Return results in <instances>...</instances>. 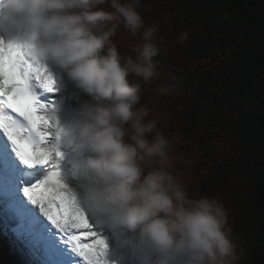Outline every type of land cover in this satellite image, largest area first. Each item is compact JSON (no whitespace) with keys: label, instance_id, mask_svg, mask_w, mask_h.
Instances as JSON below:
<instances>
[{"label":"clouds","instance_id":"clouds-1","mask_svg":"<svg viewBox=\"0 0 264 264\" xmlns=\"http://www.w3.org/2000/svg\"><path fill=\"white\" fill-rule=\"evenodd\" d=\"M143 0H0V32L16 33L86 98L65 117L56 107L52 149L63 180L96 224L143 252L146 264H240L230 209L220 194L195 196L175 163L173 141L142 100L166 70L161 23H146ZM136 42L121 52L118 33ZM187 38L186 34L185 37ZM175 85L164 80L155 91ZM61 173V171H60Z\"/></svg>","mask_w":264,"mask_h":264},{"label":"trees","instance_id":"trees-1","mask_svg":"<svg viewBox=\"0 0 264 264\" xmlns=\"http://www.w3.org/2000/svg\"><path fill=\"white\" fill-rule=\"evenodd\" d=\"M143 4L146 23H161L153 62L166 74L142 103L154 106L191 193L223 197L240 264H264V0ZM117 39L122 53L136 42ZM164 80L175 89L161 95ZM11 252L0 245V264H15Z\"/></svg>","mask_w":264,"mask_h":264},{"label":"snow or ice","instance_id":"snow-or-ice-1","mask_svg":"<svg viewBox=\"0 0 264 264\" xmlns=\"http://www.w3.org/2000/svg\"><path fill=\"white\" fill-rule=\"evenodd\" d=\"M53 81L30 46L0 39V203L16 241L35 264H109L107 243L55 164L52 121L38 106L33 76ZM51 165V171L44 166Z\"/></svg>","mask_w":264,"mask_h":264},{"label":"rangeland","instance_id":"rangeland-1","mask_svg":"<svg viewBox=\"0 0 264 264\" xmlns=\"http://www.w3.org/2000/svg\"><path fill=\"white\" fill-rule=\"evenodd\" d=\"M19 37L22 39L23 36L19 35ZM51 73H54V77H52L53 81H55L56 71L54 69H51ZM43 82L45 84H48V82L44 78ZM63 85L64 88L61 87V82L59 81L58 92H56V100L58 103H72L78 106L79 102L82 99L86 98L84 94H82L79 89L75 87V85L67 81L66 78L63 81ZM1 211L4 212V209H1ZM93 223L95 225H99V229H102V236L105 238L109 250L107 251L106 258H108L110 264H146V261L143 258V252L140 251L139 247L135 243L130 242L125 235L121 234L110 226L96 224L95 222ZM0 229L6 231L7 228L4 229L3 226H0ZM1 243H7L9 247L13 249L12 251L13 256L16 260V264H35V262L32 261L29 256L26 255V250H24L22 246L16 241V238L11 231H7V233H5L2 237L0 235V244ZM127 248L133 250L136 257L131 255ZM139 256L140 258H138ZM26 258L30 260H27Z\"/></svg>","mask_w":264,"mask_h":264},{"label":"bare ground","instance_id":"bare-ground-1","mask_svg":"<svg viewBox=\"0 0 264 264\" xmlns=\"http://www.w3.org/2000/svg\"><path fill=\"white\" fill-rule=\"evenodd\" d=\"M16 33H14V38H13V40H12V42H14V43H17V44H24V41H21V39L19 40V41H17L16 40ZM51 69L52 68H49V70H50V73H51ZM39 77H43L44 79H46L44 76H39ZM47 81V80H46ZM56 81V80H55ZM58 84H59V82H58ZM39 87V86H38ZM55 91L57 92L58 91V85H57V83H56V88H55ZM0 145H3V138L0 136ZM72 177H69V178H67L66 180H67V182H71L72 181ZM1 209H4V206H3V204L2 203H0V226L2 227H4V229L6 228V226H5V214H4V212L3 211H1ZM3 212V213H2ZM19 222L18 221H16V220H9V221H7V224H8V227H7V229H6V231L7 230H9V231H11L10 229H11V227H15L17 224H18ZM6 231H3L2 229H0V235H4V232H6ZM125 249H126V246H125ZM23 250V249H22ZM28 256V255H27ZM115 257V256H114ZM116 258V257H115ZM112 262V261H111ZM78 264H84L83 262H81L80 260H79V262H78Z\"/></svg>","mask_w":264,"mask_h":264}]
</instances>
